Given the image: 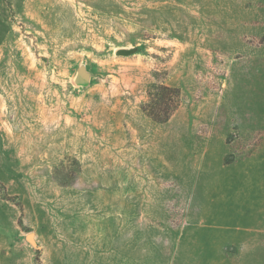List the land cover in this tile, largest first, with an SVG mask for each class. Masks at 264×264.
I'll use <instances>...</instances> for the list:
<instances>
[{
  "label": "rangeland",
  "instance_id": "obj_1",
  "mask_svg": "<svg viewBox=\"0 0 264 264\" xmlns=\"http://www.w3.org/2000/svg\"><path fill=\"white\" fill-rule=\"evenodd\" d=\"M0 264H264V0H0Z\"/></svg>",
  "mask_w": 264,
  "mask_h": 264
},
{
  "label": "trees",
  "instance_id": "obj_2",
  "mask_svg": "<svg viewBox=\"0 0 264 264\" xmlns=\"http://www.w3.org/2000/svg\"><path fill=\"white\" fill-rule=\"evenodd\" d=\"M154 90H150L149 92V107L151 108V118L157 122H166L169 119V113L166 112L164 115H161V111L163 110L161 107L167 103L166 94L169 92L176 93L175 95H179V90L177 88H172L164 84L153 85ZM176 106V105H175ZM174 106V107H175Z\"/></svg>",
  "mask_w": 264,
  "mask_h": 264
},
{
  "label": "water",
  "instance_id": "obj_3",
  "mask_svg": "<svg viewBox=\"0 0 264 264\" xmlns=\"http://www.w3.org/2000/svg\"><path fill=\"white\" fill-rule=\"evenodd\" d=\"M133 52H135V48H131V49L121 48L118 50V53L120 55H130ZM94 77H95V74L90 70L87 63L82 62L80 64L79 69L77 71V74L74 78V82L78 86H81L83 88H87L91 85ZM28 239L35 244L34 239H33V233H30L28 235Z\"/></svg>",
  "mask_w": 264,
  "mask_h": 264
}]
</instances>
